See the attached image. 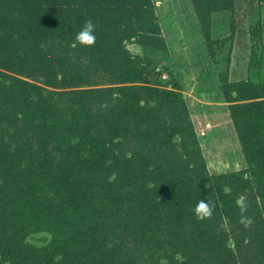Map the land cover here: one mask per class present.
<instances>
[{
    "label": "trees",
    "instance_id": "obj_1",
    "mask_svg": "<svg viewBox=\"0 0 264 264\" xmlns=\"http://www.w3.org/2000/svg\"><path fill=\"white\" fill-rule=\"evenodd\" d=\"M190 1L217 65L212 17L238 0ZM130 45L167 51L152 0H0V264H264V84L219 74L246 168L210 175L183 96Z\"/></svg>",
    "mask_w": 264,
    "mask_h": 264
},
{
    "label": "rangeland",
    "instance_id": "obj_2",
    "mask_svg": "<svg viewBox=\"0 0 264 264\" xmlns=\"http://www.w3.org/2000/svg\"><path fill=\"white\" fill-rule=\"evenodd\" d=\"M167 51L129 46L134 55L155 60L151 84L176 90L183 96L210 175L245 170L227 105L220 90L219 74L231 81L264 84V6L238 0L232 11L215 14L211 37L224 44L215 63L208 55L190 0H152ZM28 243L41 248L51 237L37 233Z\"/></svg>",
    "mask_w": 264,
    "mask_h": 264
},
{
    "label": "clouds",
    "instance_id": "obj_3",
    "mask_svg": "<svg viewBox=\"0 0 264 264\" xmlns=\"http://www.w3.org/2000/svg\"><path fill=\"white\" fill-rule=\"evenodd\" d=\"M95 25L92 21H86L83 28L76 34L75 40L80 45L83 46H93L96 42V35H95ZM237 204L241 211V220L240 222L242 224H245L246 226L248 224H251L252 221L250 218H248L244 213L246 212V204L244 203L243 198L237 201ZM195 215L197 219L203 220L207 217H210L213 212V208L209 204L207 200L201 199L198 201L197 205L194 209Z\"/></svg>",
    "mask_w": 264,
    "mask_h": 264
}]
</instances>
